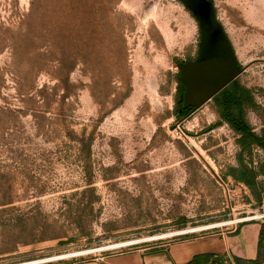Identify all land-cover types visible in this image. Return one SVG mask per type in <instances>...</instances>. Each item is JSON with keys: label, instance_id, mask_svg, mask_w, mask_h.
<instances>
[{"label": "rangeland", "instance_id": "374dc122", "mask_svg": "<svg viewBox=\"0 0 264 264\" xmlns=\"http://www.w3.org/2000/svg\"><path fill=\"white\" fill-rule=\"evenodd\" d=\"M211 1L240 65L264 60V0ZM200 40L179 0H0V264L151 252L264 221V176L256 191L230 176L240 146L214 102L179 125L178 64ZM238 81L261 135L264 63ZM244 159L258 170L264 151Z\"/></svg>", "mask_w": 264, "mask_h": 264}, {"label": "water", "instance_id": "95a60500", "mask_svg": "<svg viewBox=\"0 0 264 264\" xmlns=\"http://www.w3.org/2000/svg\"><path fill=\"white\" fill-rule=\"evenodd\" d=\"M197 20L201 30L199 52L195 61L178 64L183 85L181 101L190 113L179 125L205 104L212 101L229 84L238 79L248 67H242L229 37L219 21L211 0H179Z\"/></svg>", "mask_w": 264, "mask_h": 264}, {"label": "crops", "instance_id": "0c3cea01", "mask_svg": "<svg viewBox=\"0 0 264 264\" xmlns=\"http://www.w3.org/2000/svg\"><path fill=\"white\" fill-rule=\"evenodd\" d=\"M262 227L264 221H254L241 225L235 233L176 240L151 252L109 253L68 264H192L195 257L203 255L228 258L231 264L250 262L258 258Z\"/></svg>", "mask_w": 264, "mask_h": 264}, {"label": "trees", "instance_id": "16d2710c", "mask_svg": "<svg viewBox=\"0 0 264 264\" xmlns=\"http://www.w3.org/2000/svg\"><path fill=\"white\" fill-rule=\"evenodd\" d=\"M179 83L182 85L180 79ZM212 101L221 123H226L238 137L240 146L239 167L230 172L236 181L246 184L251 190L256 191L258 179L264 176V163L258 170L250 168L244 157L251 155L255 147L264 151V133L257 134L247 121V110L255 107V101L249 89L244 87L238 79L229 84ZM186 117V116H185ZM183 113L181 114V119ZM223 257L203 255L195 257L192 264H213L220 262ZM264 261V227H262L258 258L254 261H238L237 264H261Z\"/></svg>", "mask_w": 264, "mask_h": 264}, {"label": "built area", "instance_id": "2783aa9c", "mask_svg": "<svg viewBox=\"0 0 264 264\" xmlns=\"http://www.w3.org/2000/svg\"><path fill=\"white\" fill-rule=\"evenodd\" d=\"M181 135H183V133H181ZM259 219H262V217L254 216V217H246V218H241V219H235L231 223V228L229 229V232L228 233L226 232L224 234L235 233L241 225H243L245 223H249V222H254V221L259 220ZM215 228H217V227H213V228H210V229H215ZM224 234H222V235H224Z\"/></svg>", "mask_w": 264, "mask_h": 264}, {"label": "bare ground", "instance_id": "6f19581e", "mask_svg": "<svg viewBox=\"0 0 264 264\" xmlns=\"http://www.w3.org/2000/svg\"><path fill=\"white\" fill-rule=\"evenodd\" d=\"M225 225H228V223H223V224H219L217 226H214V227H221V226H225ZM190 231V230H189ZM200 231V230H199ZM186 234V233H185ZM173 235V234H172ZM176 235V234H175ZM166 236H162L161 238H165ZM157 239H160V238H157ZM148 240V239H147ZM101 250V249H100ZM84 254V253H83ZM77 255H80V253H74V254H70V255H66V256H62V258H69V257H75ZM59 259V257H58ZM44 261H39V262H31V263H28V264H38V263H41Z\"/></svg>", "mask_w": 264, "mask_h": 264}, {"label": "flooded vegetation", "instance_id": "af4514ba", "mask_svg": "<svg viewBox=\"0 0 264 264\" xmlns=\"http://www.w3.org/2000/svg\"><path fill=\"white\" fill-rule=\"evenodd\" d=\"M183 87V86H182ZM183 94V93H182ZM181 94V96H182ZM181 96L179 97V113H183V117L187 116L190 113V110H187L183 107V102L181 101Z\"/></svg>", "mask_w": 264, "mask_h": 264}]
</instances>
